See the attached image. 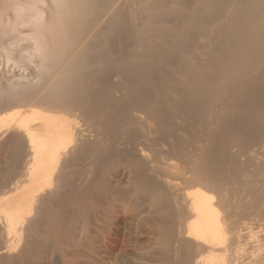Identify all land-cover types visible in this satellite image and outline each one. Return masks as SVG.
<instances>
[{
    "label": "bare ground",
    "instance_id": "obj_1",
    "mask_svg": "<svg viewBox=\"0 0 264 264\" xmlns=\"http://www.w3.org/2000/svg\"><path fill=\"white\" fill-rule=\"evenodd\" d=\"M50 1L0 0V60L35 56L0 73V264H264V0Z\"/></svg>",
    "mask_w": 264,
    "mask_h": 264
},
{
    "label": "rangeland",
    "instance_id": "obj_2",
    "mask_svg": "<svg viewBox=\"0 0 264 264\" xmlns=\"http://www.w3.org/2000/svg\"><path fill=\"white\" fill-rule=\"evenodd\" d=\"M52 1H50V0H45V3L43 4V5H41V4H39L38 5V7H39V9H38V11H39V13L41 12V13H43L44 14V18L43 19H45L46 18V13H47V11H48V6H50V3H51ZM12 11V10H11ZM9 11L10 12V14L14 17V14H12V12H14V11ZM24 13V12H23ZM26 13V12H25ZM29 13H31V12H29ZM28 13V14H29ZM27 14V13H26ZM35 18V17H34ZM34 20V19H33ZM33 22H37V21H33ZM28 27H26V28H24V26L23 27H21L22 29H21V31H22V33H23V35H21V38L23 39H25L27 36H28V34H29V25H27ZM24 33L27 35H24ZM26 41H27V38L25 39ZM31 42V41H30ZM30 42H26L27 43V45H26V43L24 44V42L22 43V44H20V46H18L17 48H16V50H15V54H18V52H19V54L18 55H16V58H18V56H20L21 55V57H24V58H26L27 59V57L28 58H31L30 56H34L35 55V53H32L31 54V52L30 51H27V50H22L21 51V48L20 47H23L24 49H28V46H29V44L31 45V43ZM21 45H26V46H21ZM26 52H28V55H25V54H27ZM23 55H22V54ZM37 55V54H36ZM32 56V57H33ZM6 60V59H5ZM4 60V58H2V60H0V63H1V65H0V73H3V72H5V76H7L8 78H12L13 79V77L14 78H16V80H18L17 78H18V76H20V78L21 77H23L24 75L25 76H28V77H30V74H31V71H32V69H31V67H33L34 65H33V62H34V60H35V56H34V59L33 58H31V60L30 59H27V60H25L24 61V63H22V61H21V63L20 64H25V66H20L19 65V62L20 61H18V60H15L14 61V63H13V61L12 62H10L9 64L7 63H5L6 61ZM20 60V59H19ZM16 62V63H15ZM28 64H30V65H28ZM32 65V66H31ZM17 66V67H16ZM30 67V68H29ZM26 69V70H25ZM4 70V71H3ZM20 72V73H19ZM1 75V74H0ZM16 76V77H15ZM24 76V77H25ZM19 78V79H20ZM0 80H2L1 79V76H0ZM21 80V79H20ZM132 254V256L130 255V259H131V261H129L130 259L128 258V260H127V258H125L124 259V262H126L125 264H127V262H128V264L129 263H131V264H136L137 262L138 263H140V259H139V255H137V253H131ZM133 256H135L136 257V259H132V258H135V257H133ZM137 258H138V261H137ZM120 259H122V258H120ZM120 259H118V261H117V263H115V264H118V263H120ZM136 262V263H135ZM137 263V264H138ZM121 264H124L123 263V260H122V262H121Z\"/></svg>",
    "mask_w": 264,
    "mask_h": 264
}]
</instances>
